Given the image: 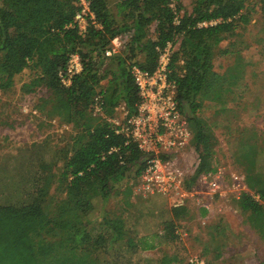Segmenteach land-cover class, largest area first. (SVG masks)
<instances>
[{
  "label": "trees",
  "instance_id": "1",
  "mask_svg": "<svg viewBox=\"0 0 264 264\" xmlns=\"http://www.w3.org/2000/svg\"><path fill=\"white\" fill-rule=\"evenodd\" d=\"M246 1L195 0L192 12L185 13L181 23L176 25L170 0H119L114 9L109 0H90L96 24H91L88 32L80 35L76 28L70 27L78 10L77 0H0L1 92L11 89L14 76L24 69L43 66L34 83L28 85V92L43 86L49 96L39 98L44 100V105L40 115H32V120L37 122V130L44 124V117L69 126L59 134L57 144L64 142L59 159L49 167L41 161L43 164L40 162L42 165L35 176L20 179L13 190L10 185H5L2 194L6 199L0 203V214L26 217L31 225L50 217L53 213L49 211L48 196L55 182H60V187L64 184L67 192L61 207L83 213L92 207L97 195L108 199L121 182L132 190L144 169V155L137 144H126L125 137L115 134L108 123L94 116V97L103 93L106 111L110 114L122 103L131 113L135 112L140 97L131 72L132 65L138 64L153 71L159 58L157 48L177 37L180 44L173 55V77L178 83L180 107L187 114L192 129V144L200 158L188 187L194 185L201 174L215 171L216 140L199 115L200 97L215 91L213 98L216 99L221 92L219 87L225 78L215 70L216 48L227 36L234 34L239 23L250 21ZM178 5L182 7L181 0ZM214 19L222 21L199 26L200 22ZM124 34H129V38L121 52L107 57L105 52L112 39ZM72 53L80 55L84 70L73 77L70 86H65L60 81L59 72L67 68ZM232 78L236 76L232 75ZM39 104H36L37 108ZM1 126H14V123L0 121L2 130ZM50 138L48 135L47 139L33 141L31 146L22 150L29 151L42 142H49ZM244 146H249L244 153L249 159L244 179L250 190L260 194L262 202L249 192H244L238 199L234 197L233 202L247 216L249 223L263 232L264 173L256 169L258 141H246ZM113 147L120 149L109 153ZM60 161L63 167L57 173ZM189 210L187 206L170 209L172 218L164 227L167 237L180 239L176 228L181 227L182 218ZM206 211L203 209L202 214L205 215ZM4 221H7L5 216H0V223ZM102 225L104 230L93 235L84 221L72 223L71 236L76 242L86 244L91 257L111 242L125 241L128 250L156 247L145 237L125 239L127 230L121 216H108ZM173 258L165 255L160 264H173L172 261L179 260L176 256ZM5 259L1 254L0 264H5ZM24 260L26 257L21 258ZM98 261L97 257L90 258L89 264ZM183 264L195 263L187 261Z\"/></svg>",
  "mask_w": 264,
  "mask_h": 264
},
{
  "label": "rangeland",
  "instance_id": "2",
  "mask_svg": "<svg viewBox=\"0 0 264 264\" xmlns=\"http://www.w3.org/2000/svg\"><path fill=\"white\" fill-rule=\"evenodd\" d=\"M194 1L181 0L185 13L192 12ZM246 5L250 21L239 23L234 34L216 48L215 70L225 78L219 87L221 92L216 99L215 91L201 96L199 112L216 140L215 164L223 167L227 175L241 176L245 175L249 160L244 157L249 150L244 142L249 140L258 141L256 169L264 173V1L247 0ZM42 69L43 66L28 67L14 76L10 90H0V121L14 123L0 128V203L6 199L2 194L5 185L13 190L20 179L33 178L43 162L49 167L62 155L64 142L57 143L60 132L67 128L55 119L44 117V124L37 130L32 115L23 111L26 106L34 108L38 102L40 111L44 100L39 98L49 96L44 87L28 92V85L34 83ZM48 122L52 125H47ZM40 131L42 134H38ZM48 135L49 142L29 151L22 150L33 141L47 139ZM198 158L197 151L190 156L192 168L196 167ZM62 167L60 161L56 172L60 173ZM136 185L137 182L130 190L125 182L119 183L108 199L97 195L92 207L83 213L61 207L67 192L64 184L60 187V182H55L48 196L49 211L53 213L50 217L31 225L26 217L0 214L7 219L0 223V255H5V264H89L90 258L96 257L97 264H160L165 255L169 259L178 257L180 261H172L173 264H183L196 257L205 264H264V230L254 228L236 208L232 192L216 199L212 211H206L205 215L203 209L191 205L182 218L181 228L185 233L178 240L167 237L164 230L172 218L168 200L160 195L143 196L136 192ZM108 216L124 219L125 239L145 237L156 247L128 250L125 241L111 242L89 256L86 244L76 242L71 236L72 223L84 221L88 230L97 235L104 230L102 222ZM22 257L27 260L21 261Z\"/></svg>",
  "mask_w": 264,
  "mask_h": 264
},
{
  "label": "built area",
  "instance_id": "3",
  "mask_svg": "<svg viewBox=\"0 0 264 264\" xmlns=\"http://www.w3.org/2000/svg\"><path fill=\"white\" fill-rule=\"evenodd\" d=\"M179 0H170L175 14L174 24L181 23L185 11L179 7ZM78 10L70 27L76 28L80 35L88 32L91 24H96V15L91 8L90 0H77ZM222 21L214 19L203 21L199 26H209ZM129 34L116 36L107 48L105 55L112 57L121 52ZM180 39L168 41L158 47L159 58L153 71L133 64L131 72L139 91V102L136 111L131 113L124 103L116 107L113 114L106 111L103 93H98L93 101V114L108 123L115 134L126 138V144L135 143L144 155L145 166L140 174L136 192L143 196L160 195L165 197L172 207L196 205L199 209L212 211L213 203L218 198H239L249 192L253 198L262 202L260 194L250 190L244 176L232 173L217 166L215 171L201 174L194 185L188 187V181L194 176L200 163L192 168L189 159L196 151L192 144L193 133L187 114L181 109L178 99V83L173 77L172 60L178 49ZM84 70L81 57L72 53L65 70L59 72L62 84L70 86L73 77ZM43 87V86H42ZM40 87V88H42ZM45 88V87H44ZM24 112L39 115L35 106L24 107ZM63 128H69L62 124ZM113 147L109 153L119 151ZM123 163V162H122ZM82 174V172L80 173ZM231 179V180H230ZM181 227L176 228L180 238L184 235ZM190 262L205 264L202 259L192 258Z\"/></svg>",
  "mask_w": 264,
  "mask_h": 264
},
{
  "label": "crops",
  "instance_id": "4",
  "mask_svg": "<svg viewBox=\"0 0 264 264\" xmlns=\"http://www.w3.org/2000/svg\"><path fill=\"white\" fill-rule=\"evenodd\" d=\"M110 1V7H113L114 4L119 1V0H109Z\"/></svg>",
  "mask_w": 264,
  "mask_h": 264
}]
</instances>
